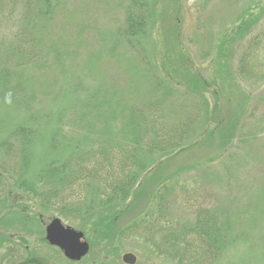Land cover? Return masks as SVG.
<instances>
[{
    "label": "trees",
    "instance_id": "16d2710c",
    "mask_svg": "<svg viewBox=\"0 0 264 264\" xmlns=\"http://www.w3.org/2000/svg\"><path fill=\"white\" fill-rule=\"evenodd\" d=\"M160 1L0 0V174L64 220L81 221L84 212L122 204L104 219L110 229L147 196L148 169L163 174L181 152L188 161L190 152L204 153L219 137L237 141L249 160L234 152L217 176L205 165L217 155L203 164L204 155L176 163L151 185L152 207L121 229V237L178 264H218L227 247L246 242L264 218V168L251 175L241 208L234 198L236 188L245 189L241 180L234 186L236 169L264 164V90L256 96L244 87L264 82V66L256 61L264 28L253 30L243 45L231 46L230 32L213 42L212 14H205L212 0H204L194 7L197 23L185 41L179 22L180 49L170 58L159 51V39L150 44L148 25L161 18ZM240 1L218 0L228 8ZM256 1L239 15L240 37L257 24L254 10L262 2ZM100 17L112 18V28L97 27ZM67 71L73 81L56 89ZM228 99H239V107L224 114L220 103ZM36 158L47 163L42 171ZM211 179L219 180L215 188L206 186ZM181 200L185 213L174 204ZM256 239L264 241V235ZM5 240L0 233V243Z\"/></svg>",
    "mask_w": 264,
    "mask_h": 264
},
{
    "label": "rangeland",
    "instance_id": "374dc122",
    "mask_svg": "<svg viewBox=\"0 0 264 264\" xmlns=\"http://www.w3.org/2000/svg\"><path fill=\"white\" fill-rule=\"evenodd\" d=\"M174 1L176 0H161L159 9V16H161V18L150 19L148 25V31L151 36L150 44L153 46L154 39H159V51L163 52L164 55L170 58L171 56L174 57L177 53L176 50L180 49L177 42V36L179 35V22L182 26V31L180 30L181 34L183 33L182 38L185 41L186 34L191 31L197 23V16L195 15L194 7H196L197 3L204 2V0H181L180 3H177L179 6L174 7ZM261 2L262 4L260 9L256 8L254 10L256 15L259 14L258 19L254 21L257 24L251 30V32H248L243 37H240V33H238L237 30L235 31L239 25V15L246 7H251L254 3V0H241L235 6L230 8L220 5L218 0L210 1L205 7V14H212L211 17L213 19L212 30L209 31L208 38L213 40V42H217L218 38H220L225 33L230 32L228 37H234L233 41L235 40L234 43L233 41L231 42V46H234L235 44L238 45L239 43L242 45L245 44L251 35L255 33L253 30L258 31L261 28H264V0H261ZM254 22H252L250 26ZM112 24H114L112 18L104 19L103 17H100V22L97 27H106L104 29H109L112 28L110 27ZM234 31L236 34L233 33ZM174 43H176V45H174ZM189 51L194 56V47L192 48L190 46ZM236 60L237 58L235 61ZM256 61L259 65L264 66V50L261 51L257 56ZM198 66L200 67L199 63ZM72 75L73 74L70 71H67L66 77L63 74L62 76H59V83L57 84L56 89L60 90L61 88H64L65 84L67 83L66 81H73ZM244 87L249 91L252 90L254 95L257 96L259 93L261 94L263 92L264 82L252 85L245 84ZM209 98L211 103H213V96L209 95ZM74 101L70 103V106L76 104ZM238 104L239 99L236 101L235 99H228V102L224 100V102L220 103V107L221 110H223V113L226 114L227 110L231 109L232 107L233 110L238 109ZM57 106H59V104ZM37 110L38 107L33 106V113ZM5 116L6 114H4L3 117ZM22 117L23 114L21 113V115H17V119L15 120H18ZM219 119H223V117H219ZM1 137H3V135L0 132V138ZM199 138H202V135H200L196 140ZM218 139L219 140H217V142L214 141L213 144L211 143L212 145L208 143V145L212 146L213 148H209L210 146L206 147L204 153H201V151L199 153L190 152V158L188 161H186V159H188L187 152H181L176 162H169L165 165V168H162L164 172L163 174L157 170L152 173L151 170L148 169V172L146 173L148 181L144 188V195L147 196L142 199L141 205L139 204L140 207L137 206V208L132 209L124 214L123 217L116 219L117 221L115 220L116 222L114 228L110 229L107 227L108 225L111 226V224L104 219L109 217L114 212V210L120 207L122 204L115 205V208L112 210L109 207L105 208L103 206H99V209H96L93 212H84V217L81 221L64 220L58 215V213L56 214L55 212H47L46 210H42L36 204L37 200L34 197L30 198L24 194L22 195L18 188L12 187L11 183L14 180H11V178L8 176H3L0 174V200L5 202V204L0 203V225L3 223L2 227H0V233L6 237V240L0 243L1 264H17L22 263L23 260H25L26 263L29 261V263H31L34 261L33 258H36V260L40 261L43 260V264H127L123 261V256L126 253L135 254L137 261L134 264H178L171 259L162 258V256L157 255V253H155L151 247L140 241L121 237V229L124 224L137 216V213H139L142 209L146 211L145 209H150L152 207L154 203L153 201L150 202V193L152 192L150 189L151 185L155 184L158 177L161 178L163 175L168 174L167 170L173 169L176 163H183L186 161L185 164H187L189 162L201 159L200 157L204 155V158L202 159L203 162L201 161L203 164L208 160L209 157L217 155L218 159H216L214 162H208L205 164L206 166H212V173L217 176L222 171H224L230 162H227V158L230 154L238 152L241 155L238 156V158L242 157L245 160L250 159L248 155H246L247 150L245 148H241L237 141L234 143H225V141L223 142L220 137ZM206 141L208 142L209 139H206ZM215 151L217 152L216 154ZM236 153L234 154V157ZM43 154H45L44 151ZM214 158H216V156ZM36 161L37 164L40 165L38 167V171H42V169L47 167V163L45 164V161L39 163L40 158H36ZM35 165L33 167H35ZM253 165L254 164L250 165V169H245V164H243V166L236 169L237 181H235L236 184H234V186L239 184L238 180H241V183H244L245 185V189L236 188V192L234 194L235 199H240L238 200L239 204L237 203L236 205L239 208L242 207L240 204L245 201L244 191H246L247 184L251 185L253 182L251 175L254 172L257 173L258 171L263 170L264 168V164H262V166L254 165L252 168ZM202 166L206 167L204 165ZM217 181L211 179V181L207 183L206 186H212V188H215V184L218 183ZM37 188L40 192L44 191L45 189L44 186H38ZM217 191L219 193V189H217ZM218 197L220 199L218 202H222L221 204H227L229 207H231L230 200L223 199L221 201L220 196ZM174 204L178 208H182L184 205L183 200L174 202ZM183 208L181 211L182 213H185L184 211H186V209L184 210ZM262 208L264 211V204H262ZM177 214L181 215L180 212ZM61 215L64 216L63 213H61ZM23 216H25V218L27 216L29 219H25L24 222L22 220ZM20 217L21 221H17L20 219ZM55 217L61 218L64 224L70 225L78 230H80L78 227L86 225L85 229L81 227L80 231L84 233V239L87 240L90 248L87 255L81 258L80 261H69L70 259L65 258L63 253L58 248L50 246L47 243L46 227ZM251 223L252 221H250V226H252ZM31 225L32 228L30 227ZM262 235H264V218L260 226L253 229L252 234L249 235V238L246 242H236L229 245L222 256L223 262H219L218 264H264L263 261H261L262 257L264 259V249H259L262 248L263 244H261V242L263 243L264 241H259L256 239L260 238ZM10 239L11 243L8 244ZM61 256H63L65 260L61 259ZM34 263L40 264L39 262L35 261L31 264Z\"/></svg>",
    "mask_w": 264,
    "mask_h": 264
},
{
    "label": "water",
    "instance_id": "95a60500",
    "mask_svg": "<svg viewBox=\"0 0 264 264\" xmlns=\"http://www.w3.org/2000/svg\"><path fill=\"white\" fill-rule=\"evenodd\" d=\"M83 238L82 231L66 226L60 218H54L46 228V240L59 247L64 255L72 260H80L87 255L90 247ZM123 261L127 264H134L137 257L133 253H126Z\"/></svg>",
    "mask_w": 264,
    "mask_h": 264
},
{
    "label": "clouds",
    "instance_id": "9594fccd",
    "mask_svg": "<svg viewBox=\"0 0 264 264\" xmlns=\"http://www.w3.org/2000/svg\"><path fill=\"white\" fill-rule=\"evenodd\" d=\"M9 95H11V94H9Z\"/></svg>",
    "mask_w": 264,
    "mask_h": 264
},
{
    "label": "flooded vegetation",
    "instance_id": "af4514ba",
    "mask_svg": "<svg viewBox=\"0 0 264 264\" xmlns=\"http://www.w3.org/2000/svg\"><path fill=\"white\" fill-rule=\"evenodd\" d=\"M35 264V263H34Z\"/></svg>",
    "mask_w": 264,
    "mask_h": 264
}]
</instances>
